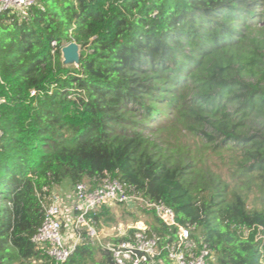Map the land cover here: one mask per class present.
Returning a JSON list of instances; mask_svg holds the SVG:
<instances>
[{"label": "trees", "instance_id": "obj_1", "mask_svg": "<svg viewBox=\"0 0 264 264\" xmlns=\"http://www.w3.org/2000/svg\"><path fill=\"white\" fill-rule=\"evenodd\" d=\"M73 41L78 66L63 63ZM1 99L0 264H57L32 242L45 204L66 180L108 176L195 223L217 264H262L240 228L264 233V0H36L27 16L3 12ZM111 210L89 214L97 229ZM150 211L149 234H172ZM63 264L114 260L84 229Z\"/></svg>", "mask_w": 264, "mask_h": 264}, {"label": "built area", "instance_id": "obj_2", "mask_svg": "<svg viewBox=\"0 0 264 264\" xmlns=\"http://www.w3.org/2000/svg\"><path fill=\"white\" fill-rule=\"evenodd\" d=\"M35 3L36 0H0V14L15 11L27 16ZM53 45H56V41H53ZM125 204L130 207L142 204L146 209L152 210L172 230V234L150 235V226L140 222L129 229H120L114 240L101 243L100 230L94 226L89 214L99 211L103 206L113 208ZM67 205L75 217L73 231L76 239L72 241L70 237L66 240L63 235L64 208ZM84 229L92 239L111 252L114 264H162L163 253L167 254L173 264H217L209 244L196 232L195 223L178 222L174 209L164 201H151L142 194L133 193L117 178L105 177L94 187L86 182H78L73 191L64 197L53 192L51 201L45 204L43 223L32 236V242L45 248L57 264H63L81 242ZM240 232L244 238L254 233L261 252V262L264 264L263 227L243 226Z\"/></svg>", "mask_w": 264, "mask_h": 264}, {"label": "rangeland", "instance_id": "obj_3", "mask_svg": "<svg viewBox=\"0 0 264 264\" xmlns=\"http://www.w3.org/2000/svg\"><path fill=\"white\" fill-rule=\"evenodd\" d=\"M76 66V65H75ZM68 184L71 185L69 180H66ZM253 198L250 199L252 202ZM110 216L113 218L111 221L104 223L100 230V238L101 243L105 244L108 241H112L115 238L116 233L120 229H129L131 226L136 225L137 223H145L150 226V223L155 222V215L148 209L145 208L144 205L138 204L134 207H130L129 205H116L112 208ZM137 216L136 218H134ZM75 223V217L72 215L70 217V222L66 225L64 223L63 235L66 240L68 237L72 240L76 239V234L73 231ZM70 243V241H68ZM169 264H173L169 262Z\"/></svg>", "mask_w": 264, "mask_h": 264}, {"label": "water", "instance_id": "obj_4", "mask_svg": "<svg viewBox=\"0 0 264 264\" xmlns=\"http://www.w3.org/2000/svg\"><path fill=\"white\" fill-rule=\"evenodd\" d=\"M81 46L73 41L62 47L63 63L65 65H76L80 63ZM162 264H165L162 262Z\"/></svg>", "mask_w": 264, "mask_h": 264}, {"label": "crops", "instance_id": "obj_5", "mask_svg": "<svg viewBox=\"0 0 264 264\" xmlns=\"http://www.w3.org/2000/svg\"><path fill=\"white\" fill-rule=\"evenodd\" d=\"M74 189V185H70L67 182H65L63 184V186L58 187L57 189H55L53 192H57L60 193L62 195V197H64L66 194H69L73 191ZM64 222L67 225L70 222V217L72 216V213H70V208L67 205L66 208H64Z\"/></svg>", "mask_w": 264, "mask_h": 264}]
</instances>
